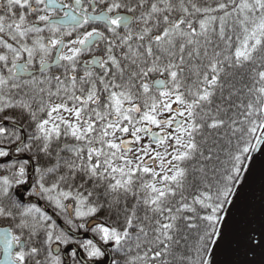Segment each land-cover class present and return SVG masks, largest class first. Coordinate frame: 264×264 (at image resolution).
Wrapping results in <instances>:
<instances>
[{
	"label": "snow or ice",
	"instance_id": "6c2138e0",
	"mask_svg": "<svg viewBox=\"0 0 264 264\" xmlns=\"http://www.w3.org/2000/svg\"><path fill=\"white\" fill-rule=\"evenodd\" d=\"M0 264H264V0H0Z\"/></svg>",
	"mask_w": 264,
	"mask_h": 264
}]
</instances>
